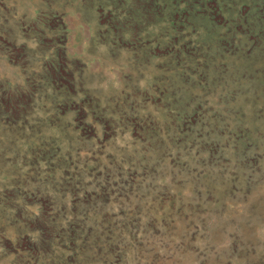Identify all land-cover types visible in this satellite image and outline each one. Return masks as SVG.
<instances>
[{"label":"rangeland","instance_id":"1","mask_svg":"<svg viewBox=\"0 0 264 264\" xmlns=\"http://www.w3.org/2000/svg\"><path fill=\"white\" fill-rule=\"evenodd\" d=\"M0 264H264V0H0Z\"/></svg>","mask_w":264,"mask_h":264}]
</instances>
